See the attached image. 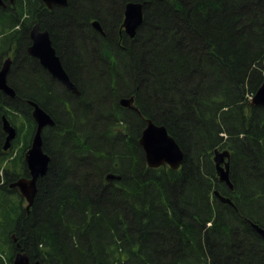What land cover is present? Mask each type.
I'll return each instance as SVG.
<instances>
[{
    "label": "trees",
    "instance_id": "trees-1",
    "mask_svg": "<svg viewBox=\"0 0 264 264\" xmlns=\"http://www.w3.org/2000/svg\"><path fill=\"white\" fill-rule=\"evenodd\" d=\"M4 1L0 69L17 44L8 77L17 96L0 92V150L4 116L31 122L27 101L56 125L43 133L51 162L30 211L10 187L29 175L23 154L13 173L0 163V264H13L18 245L41 264H264L252 226L264 228V107L251 105L264 82V0H69L52 12ZM130 2L144 4L134 39L122 31ZM36 24L80 97L43 81L26 51ZM132 96L139 112L119 106ZM148 119L181 147V169L148 167L139 143ZM217 149L231 152L233 189L218 178Z\"/></svg>",
    "mask_w": 264,
    "mask_h": 264
},
{
    "label": "water",
    "instance_id": "water-1",
    "mask_svg": "<svg viewBox=\"0 0 264 264\" xmlns=\"http://www.w3.org/2000/svg\"><path fill=\"white\" fill-rule=\"evenodd\" d=\"M10 1L13 3L15 0ZM39 1L46 5L47 8H51L53 5L68 6V0ZM5 6L6 3L4 0H0V7ZM143 22L144 4L134 2L128 3L123 26L127 35L131 39L136 37L138 29ZM92 25L97 31L104 34L102 25L98 20L93 21ZM30 36L32 40V45L28 51L30 56L38 59L41 66L54 78L62 82L69 91L75 93L77 96H80L81 92L65 71L61 59L52 45L49 31H42L40 26L36 24L32 28ZM12 62V58H7L3 62L0 70V92L7 97L14 99L17 96V93L14 88L10 86L8 81V75L11 70ZM135 101L134 96L129 98L124 97L120 100L119 104L124 108H129L139 112L138 107L135 105ZM32 105L34 107L33 118L37 124V129L33 137L32 146L26 153V163L31 177L20 178L10 185L12 189H18L23 199L27 202V211H30L34 204L38 191V181L47 175L51 162V157L44 152L43 131L46 127H52L56 124L52 116L38 104L33 102ZM251 105L264 107V82L254 95ZM3 130L7 134L4 145V150L7 151L10 148L11 143L17 137V131L5 116L3 117ZM139 143L145 153L146 162L149 168L156 169L161 166L168 165L173 170L181 169L184 161V152L175 139L169 134L165 126L158 125L151 119L146 120V127L142 132ZM213 161L217 169L219 180L226 183L230 189H233V185L230 180L231 152L229 150L220 151L217 149L214 153ZM114 179L119 180L120 176L113 174L107 176V180L109 181ZM215 195L223 203L233 206V202L229 198L222 196L218 191L215 192ZM252 226L264 240V228L257 224H252ZM13 238H15V236H13ZM17 248L19 251H17L14 256L13 264H41L40 261L31 262L28 254L24 250L20 249V245H18Z\"/></svg>",
    "mask_w": 264,
    "mask_h": 264
},
{
    "label": "flooded vegetation",
    "instance_id": "flooded-vegetation-1",
    "mask_svg": "<svg viewBox=\"0 0 264 264\" xmlns=\"http://www.w3.org/2000/svg\"><path fill=\"white\" fill-rule=\"evenodd\" d=\"M15 2H13V3H11V1L9 0V4H10V7H13V4H14ZM127 5H128V3L124 6V10H123V15H122V31H124L125 33H126V31H125V28H124V26H123V24H124V18H125V12H126V7H127ZM7 6V5H6ZM5 6V7H6ZM46 6V5H45ZM68 6H69V0H68ZM68 6H66V7H68ZM66 8L65 6H59V5H53L51 8H47V10L49 11V12H52V11H54L55 10V8ZM95 21V20H94ZM92 23H93V21L91 22V26L93 27V25H92ZM103 28V27H102ZM41 29V28H40ZM93 29L94 30H96L94 27H93ZM42 30V29H41ZM42 31H45V30H42ZM97 31V30H96ZM104 31V30H103ZM97 32H99V31H97ZM30 33H31V31H30ZM100 33V32H99ZM49 34H50V32H49ZM102 34V33H101ZM102 35H106L105 34V32H104V34H102ZM126 35H127V33H126ZM128 36V35H127ZM50 37H51V41H52V45H53V47H54V37L53 36H51V34H50ZM53 37V38H52ZM129 37V36H128ZM130 38V37H129ZM131 39V38H130ZM16 45L17 44H15V48L14 47H10L9 48V50H8V52L6 53V54H8V58H12V60H13V62H12V66H11V70H10V73H11V71H12V67L14 66V63H15V61H16V56H15V53H16ZM31 45H32V40H31V36H30V34H29V43H28V45H27V48H26V51H27V54L30 56V54H29V48L31 47ZM55 48V47H54ZM55 50H56V48H55ZM56 52H57V50H56ZM57 55H58V52H57ZM59 56V55H58ZM30 57H32V56H30ZM60 57V56H59ZM35 61H37L39 64H40V62H39V60L38 59H36V58H34V57H32ZM60 59H61V57H60ZM5 61V60H4ZM3 61V62H4ZM61 62H62V60H61ZM2 65H3V63H2ZM41 65V64H40ZM62 65H63V67H64V64H63V62H62ZM64 69H65V67H64ZM47 71V70H46ZM65 71H66V69H65ZM48 72V71H47ZM67 72V71H66ZM10 73H9V75H8V77L10 76ZM68 73V72H67ZM69 75V74H68ZM70 76V75H69ZM44 78H43V81L45 80V81H47L48 83L50 82V83H52V82H55V84L57 85V83H58V85L61 87H64L69 93H72V94H75V93H73V92H71V91H69L66 87H65V85L62 83V82H60L58 79H56V78H54L49 72H48V74H46V75H44L43 76ZM71 78V77H70ZM72 80V79H71ZM35 81H37L36 83H37V86H38V88H43V86H40V84L38 83V82H40V80H39V78L37 77V79L35 78ZM73 81V80H72ZM46 85V84H45ZM57 85V86H58ZM77 85V84H76ZM59 87V88H60ZM78 87V86H77ZM38 88H35L36 90H38ZM48 88V87H47ZM78 89H79V87H78ZM44 90V89H43ZM16 91V90H15ZM79 91L81 92V90L79 89ZM17 93V92H16ZM76 95V94H75ZM81 95H82V92H81ZM80 95V96H81ZM80 96H78V97H80ZM122 98H124V97H122ZM122 98H120L119 100H118V103H120V100L122 99ZM127 98H129V97H127ZM34 101H27V103H28V105H29V107H30V115H29V118H30V120H31V122L29 121V119L28 120H25L24 119V115L22 114V113H20L19 115L21 116V118L22 119H24L25 121H27V123H28V127L30 126V124H31V128L33 127V137H34V135H35V132H36V129H37V124L35 123V121H34V118H33V110H34V107H33V105H32V103H33ZM34 103H36V102H34ZM135 103H136V101H135ZM37 104V103H36ZM136 105V104H135ZM119 106L120 107H122L120 104H119ZM21 107H22V105H21ZM69 105H67V108H68V110H69ZM122 108H124V107H122ZM125 109H129V108H125ZM132 110V109H131ZM19 113V112H18ZM6 117V116H5ZM53 118V117H52ZM12 124V123H11ZM56 125V124H55ZM13 126V125H12ZM15 129H16V131H17V137L20 135V132H21V130L20 129H18V127H16V126H13ZM48 127H50V126H48ZM52 127H54V126H52ZM47 128V127H46ZM45 130V129H44ZM43 133H44V131H43ZM3 134H4V136H5V141H6V138H7V134L4 132V130H3ZM16 137V138H17ZM33 137H32V139H31V141H30V144L28 143V145L30 146L29 148H27V151L31 148V146H32V141H33ZM44 141V140H43ZM13 143L14 142H12L11 143V146H10V148L7 150V151H5L4 150V146L2 147V149L0 150V162L5 158V157H7V155L9 154V152H11V150H12V148H13ZM4 145H5V142H4ZM43 148H44V146H43ZM27 151L26 152H24L23 153V159H21L20 160V163H21V171H22V174H25V173H28L29 175L26 177V176H23V177H26V178H30L31 177V175H30V171H29V168H28V165H27V163H26V153H27ZM45 152V151H44ZM46 153V152H45ZM10 170H11V167H12V164H10ZM11 173V172H10ZM15 182V181H14ZM13 182V183H14ZM14 189H16V188H14ZM24 200V199H23ZM25 201V200H24Z\"/></svg>",
    "mask_w": 264,
    "mask_h": 264
},
{
    "label": "rangeland",
    "instance_id": "rangeland-1",
    "mask_svg": "<svg viewBox=\"0 0 264 264\" xmlns=\"http://www.w3.org/2000/svg\"><path fill=\"white\" fill-rule=\"evenodd\" d=\"M15 3L17 2V0L14 1ZM15 3L13 4V6L15 5ZM7 49V48H6ZM8 51L5 50L4 52V55L1 59V68H2V63L4 60H6L8 58V54H6ZM1 70V69H0ZM12 87V86H11ZM15 90V89H14ZM53 107L55 108V110H57L60 114L62 112V105L59 104V105H56L54 103ZM60 116V115H59ZM13 121L15 124H13L12 122V125L13 126H16L18 127V129L21 130L20 132V135L13 141V148L11 150V152H9V154L7 155V157H5L2 162H0L1 164H4V165H10L12 164V167H11V171L12 173L14 172V163L15 161L20 157L22 156V154L24 152L27 151V148H29L30 146L28 145L26 147V142L29 140L30 138V141L33 137V127L31 128V124L30 126L28 127V123L27 121H25L24 119L21 118V116L19 114L16 113L15 117L13 118ZM30 135V136H29ZM30 144V143H29ZM223 151V150H221ZM24 157V156H23ZM214 158V157H213ZM224 166V165H223ZM17 174H20V170L16 171ZM219 178V177H218ZM23 204H24V207L27 206V203L26 201H23Z\"/></svg>",
    "mask_w": 264,
    "mask_h": 264
}]
</instances>
